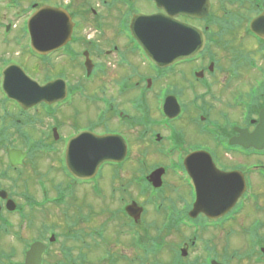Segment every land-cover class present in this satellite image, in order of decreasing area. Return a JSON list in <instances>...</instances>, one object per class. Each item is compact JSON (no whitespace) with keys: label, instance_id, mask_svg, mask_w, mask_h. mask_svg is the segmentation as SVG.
<instances>
[{"label":"flooded vegetation","instance_id":"obj_1","mask_svg":"<svg viewBox=\"0 0 264 264\" xmlns=\"http://www.w3.org/2000/svg\"><path fill=\"white\" fill-rule=\"evenodd\" d=\"M206 3L210 6L207 16L205 14ZM224 3H228V6L231 7L238 5L239 8L247 9V17L250 18V21L247 22L248 29L243 31V35L248 38V43H252L256 47L257 53L264 56V39L253 36L249 28L250 23L252 24L255 19H264V0H0V10L3 11L2 14L0 13V43L9 44L8 41L12 40V44L17 49V52L10 53L15 57L5 58L2 54L0 55V123H4L5 120L7 123L8 120L14 121L15 126H13L16 128L14 131L17 135L13 137L11 133H6L0 136V151L4 152L2 159H4L3 162L6 160L7 166L5 164L4 166L8 168V170L2 169L3 163L0 159V178L3 177L0 179V225L10 224L13 229L14 227L18 228L19 225L22 227H25L26 224L31 226L33 216L35 217L34 212L43 214L46 209L63 206L66 201H68L67 209L71 208L82 212L84 204L78 203L73 194L71 199H67L66 194L62 191L64 187L61 182L55 185L57 188L50 187L51 191L46 186V180L37 177L36 187H34L36 192L32 190L23 194V192H18L21 187L9 172L11 171L13 175L17 172L20 183L29 179V175L32 177V174L38 170L35 163L36 160L39 161V158L36 156L34 158L33 153L39 151L44 154L49 153L50 147H53L52 145L46 146L45 141L38 137L31 136V138L22 132L31 121L35 122L29 115L33 111L37 113L40 111L41 116L44 114L40 120L45 121V117H49L48 119L54 123L49 127L52 135L51 140L56 144L60 141L59 153H62L63 156L68 139L80 132H90L98 136H116L111 139L113 144L109 148L114 159L120 157L115 152L124 148L117 143V137H121L125 142L123 160L120 163H104L91 180L79 182L69 176L68 172H65L66 170L64 171L61 167V173L65 180L71 179L74 182L73 186L83 188L82 190L85 191L86 210L89 215L96 216L99 220L100 217H103L99 223L101 227L97 229L90 227V231L86 234L76 231L71 237L70 247L72 244H77L82 248L81 253L92 255L93 248L86 243L98 241L96 250L108 251L106 245L109 243L105 241L110 242V240L105 232H107L108 224L114 221L118 222L120 227L125 230L118 229L116 234L117 254L115 256L111 251L107 255L106 252L104 255V257L107 255L106 264H264V242H260L258 239L264 237L261 234V228H258L263 224L264 217H262L263 219L250 218L251 222L247 224L246 228H239L241 231L251 229V232L248 233L251 242L244 261L238 262V250H231L228 242V239L234 236L236 226H244L238 219L239 215L243 214V209L254 210L255 208L257 210L259 205V198H256L257 195L251 185V176L264 183V170L255 175L250 172V168L261 167L264 169V161H258L257 165H253L252 162L253 158L264 157V150L243 149L233 142L239 136L235 129H245L249 133L255 129L259 121L258 114L264 108V94L261 92L258 98L250 94V87L254 84L249 88L247 86L243 90L240 89L237 81L245 76L238 75V73L226 75L221 73V70L217 74L215 62H211L216 55L214 57L207 52L208 46L215 42L218 44L223 34L217 35L218 30L212 29L211 26L225 28L226 25L232 26L231 23L238 24L239 17H244L243 14L240 16L234 10L232 11L231 7H228L231 10H227ZM46 8L59 12L58 17L53 21L55 25L50 27L54 32L52 37L55 36L56 42L49 47L50 49L56 48L46 54H36L31 48L30 36L25 23L35 11ZM221 12L224 13L222 16L219 14ZM215 13L218 14V20L214 18ZM162 15L175 17L177 21L195 28L196 31L192 36L197 42L194 39L191 40V46H198L202 42V36L205 37L203 50L195 58L164 69L156 68L145 58L140 46L141 40L137 36L133 38L132 35L150 34L157 26V17ZM8 18L9 20L16 18L24 21L17 28L16 25L9 23ZM48 38L50 39V37ZM78 46H80L79 50ZM60 60L63 62H59ZM210 63H213V66ZM78 64L80 65L79 82L71 84V92L68 91L63 100L55 103H39L27 108L23 103L8 99L3 91L2 79L5 71L8 68L10 70L12 66L18 67L24 75L35 80L39 85H44L47 82L62 79L58 73L74 74ZM252 67L254 68V66ZM18 68L16 71L12 70L15 72L17 81L21 82L23 79L19 75ZM183 68L188 70H183ZM232 69H234L233 65ZM177 70L179 72L175 74ZM185 72L188 74L185 75ZM38 75L43 77L44 84L38 80ZM101 76L112 77V81L115 82V98L119 99L118 103L112 96L105 94L104 96H93L86 92L85 87L93 85ZM260 77L262 79L260 84L264 86V72H260ZM177 78L186 85L185 89L174 84ZM159 84L157 93L152 94L154 85ZM260 84L257 87H260ZM188 87L192 93L191 100L188 101L189 106L181 98ZM219 91H223L224 94L232 92L231 105H225L226 103L220 99ZM211 92L215 93V96L214 94L211 96ZM244 93L246 99H242ZM146 95L153 96L150 103L148 100L146 102ZM167 97H175L180 105V113L176 117L164 115L162 112L164 98ZM209 97L213 100L211 103L215 105H208L212 107V115L209 114L205 105ZM198 98L201 100V104L196 103ZM77 100L80 103H89L93 107V110L89 111L91 114L90 124L64 125L60 118L61 113L67 108H72L78 102ZM121 101L127 102L131 110L127 111L121 108L119 105ZM240 106H246L245 114L239 116V121L232 120L231 115L236 117L237 114L235 115L234 110ZM95 108H97L96 112H94ZM248 109H251L252 113L248 114ZM172 110L171 108L170 111ZM57 111H61L59 117ZM70 111L73 112L74 109ZM214 112L215 114H213ZM209 116L212 119L215 117V120ZM126 119H130L138 130L141 129L136 145L139 148L138 152L141 151L142 145L145 146L146 153L144 155L148 153L146 156L140 152L144 156L141 157L133 152L134 143L128 131V128L132 129L133 126L127 125ZM143 124L147 126L144 130H142ZM7 126L4 127V130L8 129ZM180 126L185 127L184 129L189 135L188 138ZM67 129L73 130L64 134ZM196 135L201 139L209 140L211 147L207 146L206 148L200 142H193L194 139L191 138H195ZM210 148L215 149L216 152ZM51 149L54 153L57 150L55 147ZM196 151H206L211 163L206 161L205 154H197L195 155L196 161L192 162L190 167L193 166L198 171H201L205 166V168H214L227 174L240 173V182L245 183V192L238 199L234 208L217 219L208 218L202 212L197 213L195 217L190 215L196 186L193 182L194 177H190L192 174L187 168L188 161L185 165L183 161ZM234 157L236 158L234 167L229 168L226 164L219 163L220 158L221 160L223 158L231 160ZM239 157L244 161L237 163ZM29 158L31 165H28ZM135 161H137L138 169L133 177L134 188L118 182L114 184L116 179L121 180L126 167H134L133 162ZM158 170L161 171V176L157 181L159 186L155 188L157 182H153L149 178L152 174L155 177L159 176L156 172ZM167 174L173 178L174 182L183 185L181 191L183 202L176 208L171 197L172 193L179 192V189L171 187L172 184ZM235 181L237 183V180ZM11 182L16 184V187L12 186ZM5 183H10L11 193L4 187ZM103 184H108V191H104ZM59 193H63L65 196L63 197ZM50 197L54 198L50 199ZM250 199L251 202H249ZM96 200L101 205L106 201L112 203L116 200L118 207L113 210L102 207L98 212H94L93 205ZM243 203L244 206H242ZM133 204L137 215L136 221L127 216L125 212L126 207ZM138 208H142L139 215L137 214ZM150 209H153L154 213L164 215L161 227L166 225L168 229L160 234H145L143 238L140 236L141 229L135 228L134 230L133 228L141 221L147 222V218H150ZM13 217H18V222H14ZM77 217H79V221L76 224L81 226L79 222L83 217L81 214ZM153 222L152 225H155L156 221L153 220ZM37 224L39 228L32 229L34 235L30 240L32 242L38 241L46 245L45 242L49 240L48 236L53 235L55 239L58 235H63L58 236L59 238L68 236L59 233L55 228L49 227L47 230V224L44 221L35 222L33 225ZM76 224L73 225L77 226ZM123 224H128L129 229L126 230ZM183 229L191 231L192 234H189V237L186 233L174 234ZM223 231L224 234H222ZM4 232L5 229H0L1 235L5 236ZM29 232L31 231L27 233ZM124 240L129 242L127 244L128 251L124 250L122 246V244H126ZM221 241H224L223 246L218 245ZM109 246L112 247V245ZM71 252L73 257L70 264H79L72 248ZM124 252H129L131 255ZM58 254L60 253L58 252ZM102 255L97 256L100 258ZM48 257L49 255L43 256L45 262Z\"/></svg>","mask_w":264,"mask_h":264},{"label":"rangeland","instance_id":"obj_2","mask_svg":"<svg viewBox=\"0 0 264 264\" xmlns=\"http://www.w3.org/2000/svg\"><path fill=\"white\" fill-rule=\"evenodd\" d=\"M224 5L227 6V10H231L230 8H228V7H231V6H228V3H224ZM231 8H232V11L234 10L240 16L243 14L244 17H239L240 22H238V24H236V23L232 24L231 23L232 26L226 25L225 28L211 26L212 29L215 28L218 30L216 33L217 35L219 33H223V34L222 35L219 34V35H221V37L219 39L218 44H217V42H215L214 44H210V46H208L207 52L209 54H211L212 56L216 55V58H215L216 66L215 67H216V73L217 74H218L219 70H221V73L226 74V75L227 74L228 75H231V74L236 75L238 73V75H243V77L245 76V78L241 77L240 80L237 81V85L240 87V89L243 90L247 86H248L247 88H249L252 84L256 83L259 80L260 72H264V56H262L260 53H257L256 47H254V45L252 43H248V38L243 35V31L248 29V23L247 22L250 21V18L247 17V15H248V13L246 12L247 9L243 8V7L239 8L238 5H237V7H231ZM0 9H1V6H0ZM2 12L0 10L1 14H2ZM1 14H0V16H1ZM219 14H221L220 16H222L224 13L221 12ZM9 18H8V20H9ZM214 18H215V20H218V18H219L218 14L215 13ZM22 21H24V20L22 19V20L16 21L13 18V20L12 19L9 20V23L11 22V24L16 25L18 28L22 25V23H21ZM86 25H87V23H86ZM216 25H219V24H216ZM8 43L9 44L0 43V55L2 54V56L5 58L11 57V56L15 57V55H12L10 53L14 52V51L17 52V49L12 44L13 43L12 40L8 41ZM77 49L79 50L80 46H78ZM24 62L27 64L26 60H24ZM59 62H63V61L60 60ZM249 63H251V65H249ZM232 65H233L234 69L231 70ZM252 66H254V68ZM77 68H79V69H77ZM76 70L77 71H75V73L72 75L67 74V73H61V74L58 73V74L62 77V80L65 84L71 85L73 83L79 82V73H80L79 72V70H80L79 64L77 65ZM183 70L187 71L188 69L183 68ZM178 72H179V70H177L175 72V74H177ZM184 74L187 75L188 72H185ZM43 75H45V74L43 73ZM164 78H166V77H164ZM42 79H43V77L41 75H38V80L40 82L42 81L41 84L42 83L44 84ZM112 80L113 79L111 76H101L99 79L97 78V80L95 81V83L93 85L85 87L87 89L86 92H88L89 95H93V96L94 95L95 96H104V94H105V95H108L110 97L112 96L115 98L116 97L115 92H114L115 82H113ZM221 83H222V81H221ZM174 84H176L177 87L184 88V89L186 86L185 84H182L178 80V78H177V80H175ZM159 87H160V84L157 86L154 85L152 94L157 93V90H159L158 89ZM262 92L264 93V91H262ZM218 93L220 94V99L226 103L225 105H227V104L231 105V98L233 95L232 92H230V93L228 92L229 95L224 94L223 91H219ZM212 94H214V96H215V93L211 92V96H212ZM242 95H243L242 99H246L245 93ZM152 97L153 96H151V95H146V102L148 100V102L150 103V100H152ZM190 97H192V93L190 91V88L188 87V90L184 92V96L181 98H182V101H184L185 104L188 105V101L191 100ZM117 100H119L118 97L116 99V103H118ZM212 101L213 100L209 97V99L205 103V105L207 107V111L209 112V114H211V112L213 111L212 107L208 106L210 104L214 105V103H211ZM196 103L201 104V100L198 98ZM119 105L121 108H123L127 111L131 110L130 105H128L127 102H125V101H121V104H119ZM146 107L148 108V105H146ZM200 107H201V105H200ZM71 109H74V111L71 112L70 111ZM91 109L93 110V107L89 103H80V101H78L74 104V106L72 108H67L66 111L64 110L62 113H61V111H57V113H58L57 116L59 117V115L61 113L60 118H61V121H63L64 125L67 124L69 126H82V125L90 124L91 114L89 113V111L91 112ZM144 109L146 110V108H144ZM96 111H97V108L94 109V112H96ZM234 112H235V115L236 114L237 115H236V117L231 115V119L239 121V116L241 114V111L238 109L237 110L235 109ZM213 114H215V112ZM43 115L41 116L40 111H39V113H37L36 111H33L32 114H30L29 116L31 117V120H35V122L31 121V123L28 125V127H25V129L22 132L24 133V135L26 133L28 137L32 136L33 138L34 137L40 138L42 141H45L46 146L52 145L53 147L57 148V150L54 153V152H52L53 150L51 149L53 147H50L49 153L47 152L44 154L41 151L34 152L33 157L35 158V156H36V158H39V161L36 160V163H35V164H37L38 170L32 174V177H31V175H29L30 178L25 179L21 183H20V180L17 178L19 176V174H17V172L16 173L14 172L15 173L14 175L11 171H9V172H10L11 176L15 178L18 185L21 187L18 190V192H23V194H27L28 192H30L32 190L36 192V188H34V187H36L35 180L37 179V177H42V179L47 181V182L45 181V183H46V186L49 190H51L50 187H55V185H57L61 182V185L64 187V189L62 191H63V193L66 194L67 199L70 196H72V194H73V197L75 196L77 198L78 203L84 204L83 209H82V212H78L77 210L71 209V208L67 209V204L64 206H61V207H56V208L50 207V208L46 209L45 213H43V214L40 212H34L33 215H35V217L33 216V218L35 219V221L32 218L33 221H32L31 226L26 224L25 227L23 226L22 229H20V230L17 227H14V229H11L13 232H16V234H17L16 237H13L11 234L9 236H3L0 234V251L2 252V256H1L0 261L4 262V263H6V261L11 262V263L12 262H14V263L19 262L20 263L21 260H23V254H22L21 249H23L25 244L29 243L30 240H32L31 238H33V236H34L32 234V229H38L39 228L38 224L33 225L35 222L41 223L44 221L45 224H47L46 225L47 230L49 227L52 229L55 228V229H57V231L59 233L67 234L70 236L71 233H69V230L71 229V226L73 224H76L79 221L78 220L79 217H77V216L81 214V216L83 217L82 221L79 222V223H81V226H78L76 224L77 226H75V228H74V230H76L78 233L82 234V232L84 230V233L86 234L90 231V227L95 228V229L101 227V225L99 223L103 217H100V220H99V218L96 216L95 217L90 216L88 213V210H86V205H87L86 197L87 196L85 194V191L82 190L83 188H78L76 186H73L72 183H74V182L71 179L65 180V177L62 176L61 167L64 164H63V155H62V153H59L61 143H59L60 142L59 141L56 144L51 140L52 135H51V132L49 131V127L51 125H53L54 123L48 119L49 117L48 118L45 117V121L40 120L43 117ZM141 115L146 116L145 114H141ZM204 115H205V109H204ZM210 118L212 119V117H210ZM212 120H215V117H213ZM4 123H0V136H1V134L11 133L12 134L11 136L16 137L17 135L14 131V130H16V128H14L15 122L14 121L11 122L10 120H8V123H7V121L5 120ZM125 123L127 125L133 126L132 129L128 128V131L131 134L130 138H131V140L133 139L132 142L134 143V145H133L134 151L133 152L135 154L137 153V155H139L141 157L146 156L148 153L146 155H144L146 153L145 146L144 145L141 146L140 152L142 155H144V156H142L140 154V152H138L139 148H137L138 146L136 145V143L138 141L137 140L138 133L140 132L141 129L138 130L135 127V124L132 121H130V119H128V120L126 119ZM5 126L8 127L7 130H4ZM93 126L96 127L97 125H93ZM99 126L102 127L103 125H99ZM146 127L147 126L145 124H143L142 130H144ZM184 128H185L184 126H180V129L183 132L185 131V135L188 138L189 137L188 132H186V129H184ZM72 130L73 129H67V131L66 130L64 131L65 132L64 134H66L68 131H72ZM8 138H11V137H8ZM191 139H194L193 142H197V143L200 142V144H202L206 148H207V146L211 147L210 141L207 140L206 138L201 139L199 136L197 137V135H196L195 138H191ZM212 151L216 152L215 149ZM2 155H4V152L0 151V159H2ZM237 160H238L237 163H241V161H244L243 159H240V157ZM3 161H4V159L1 160V162L3 163V165L1 166L2 169L8 170V168H6V166H7L6 160H5V162H3ZM235 161H236L235 157L232 158L231 160H227L226 158H223L221 160V158H220L219 163L226 164V166L231 168V167H234ZM258 161H264V157H262V158L259 157L258 159L257 158L252 159L253 163H257ZM28 162H29L28 165H31L30 158H29ZM133 163H134V167H128V168L126 167L124 172H123V176H122L121 180L116 179V182H114V184H116L118 182L119 184H123L125 186L127 185V186H130V188H134V183H132V182L134 179L133 178L134 175L137 173L138 167H137V161H135ZM4 164L6 166H4ZM31 168H32V166L30 167V169ZM27 173H29V172H27ZM167 175H168V179L171 181V184H172L171 187L179 189L178 190L179 192L172 193V197H171L174 201V207L176 208L183 202L181 200V191H182L183 185L177 184V182H174L173 178L169 174H167ZM1 178H3V177H1ZM5 179H2V180H5ZM11 183L13 184V182H11ZM251 185L254 188V193L257 195L256 197L259 198V200H258L259 205L257 207L258 208L257 210L255 208H254V210H252L251 208H248V209L245 208L243 214H241L238 217L239 221H241L245 225V228H246L247 224H249L251 222V221H249L250 218L263 219L262 217H264V183L262 181L258 180V178L251 176ZM12 186L16 187V184H13ZM107 186H108V184H103L102 187H104V191H108ZM4 187H6V189L9 190L11 193L10 183L9 184L5 183ZM166 187H167V185H166ZM55 188H57V187H55ZM53 191H56V190H53ZM52 194H54V193H52ZM36 196H37V194H36ZM186 196H187V194H186ZM134 197H136V196H134ZM109 198H111V197L109 196ZM114 201L115 202H112V203L110 201H106L102 205L100 203L98 204V200L94 201V203H95V205H93L95 208L94 212H98V210L102 207H108L110 210L116 209L118 207V205L116 203V200H114ZM165 211H167V210H165ZM112 212H114V211H112ZM17 218L18 217H13L14 222H18ZM163 218H164V215L162 213H154V210L150 209V218H147V222H143V221L139 222L138 221L139 223H137L133 229L135 230V228H140L141 229L140 236H142L143 238H144L145 234H154V233L160 234L159 231L161 230V225H162L161 222L163 221ZM96 220H97V222H95ZM153 220L156 221L155 225H152V223H154ZM123 225L126 228V230L129 229L128 224H123ZM148 225L152 226V227L150 228ZM258 228H261V232H262L261 234L264 235V222ZM81 229H83V230L80 231ZM85 229H87V230H85ZM118 229L125 230V229H122L120 227L118 222L111 221L108 224V227H106L107 232H105L109 236V240H110V242L108 240L105 241V242L109 243L106 246L110 252L112 251L115 254V256H116L117 251H118L117 250L118 244H117V239H116V237H117L116 234L118 233ZM28 231H31V232L27 233ZM184 233L188 234L187 237H189V234H192L191 231H186V230L184 231V229L180 230L179 232H175L174 234L178 235V234H184ZM222 234H224V231L222 232ZM58 236L61 237L63 235H58ZM243 237H244L243 233L241 232L239 227L236 226V232H235L234 236H232L230 239H228V242L230 243V247H231L230 249L231 250H238L239 255L244 257L246 254V251L244 250L245 245H244ZM60 239H61L63 244L66 243V245H69L68 244L69 241L68 242L64 241L67 238L62 237ZM125 239H128V238L125 237ZM258 239L260 242H264V237L263 238L261 237ZM124 241L126 242V244H124V245L122 244V246L124 247V250L128 251L129 247L127 246V244H129V242L127 240H124ZM86 244H88L91 248H93L92 255L87 254L88 257L86 255V253H81L82 252L81 246H79L77 244H72L71 248L73 249V252H74L76 258H79L84 262L87 258V261L83 264H99V260H98L99 258L97 255L103 254L102 256H100L101 259L103 258L102 263H100V264H106L107 260H106V257H104L106 252L96 250L97 249L96 246L98 244V241H91V242H88ZM109 245H112V247H110ZM218 245L223 246L224 241H221L220 244H218ZM58 248H59V245H53L52 246V249H51L52 250L51 251L52 257H51V259L46 260V264H53V263H57L58 261H62V260L69 262L70 258H66V257L64 258L62 256H56L55 255V252H56V254L58 252ZM10 251L14 254L13 258L6 257V255H8L9 254L8 252H10ZM124 253H126L127 255H131L129 252H124ZM6 258H7V260H6ZM245 261H248V260H245ZM246 264H248V263H246Z\"/></svg>","mask_w":264,"mask_h":264},{"label":"water","instance_id":"obj_3","mask_svg":"<svg viewBox=\"0 0 264 264\" xmlns=\"http://www.w3.org/2000/svg\"><path fill=\"white\" fill-rule=\"evenodd\" d=\"M57 15V12L43 10L30 21L29 28L35 39V46H33L35 50L44 51L45 47H49L56 42L55 36L52 37L54 32L50 27L55 25L53 21ZM170 19L162 18L161 21L157 22L154 32L149 37L143 34L136 35L141 40L145 50H147L149 57L159 66H163L167 61L172 63L183 56L193 55L198 50V46L192 48L186 45L187 42L194 39L192 36L193 30L180 26L176 22L174 23L172 18ZM259 20L263 21L262 18ZM256 28L262 31L264 23L257 22ZM194 41L197 42L196 39ZM12 69L16 71L17 67H11L10 70L7 69L4 75L7 93L20 104H25L24 106H27V108L41 101L50 103L63 98L64 90L60 82L49 83L40 87L34 81L25 77L19 68L18 72L23 80L18 82ZM57 86L60 87L59 90H57ZM262 115L261 123L257 126L254 133L245 136L241 140L242 147L263 148L264 113ZM86 139L88 142H85L87 141ZM70 145V153L66 158V165L68 171L76 178H82L81 176H88L90 173L95 172L100 163L112 156L111 153L108 154L106 150L107 144L103 138L80 136L78 140H74ZM84 147H88L87 153L83 151ZM115 153L117 156L121 155L119 152ZM187 161V168H189L188 170L194 177L198 190V203L195 205L193 212L195 214L202 212L207 217L213 218L221 216L233 206L242 192L243 188L241 187L243 185L240 181V184L237 185L233 176L220 174L212 168L201 166L202 170L198 171L197 168L190 167V164L196 161L195 158ZM44 252V247L38 244L32 245L26 254L25 264H40L39 259Z\"/></svg>","mask_w":264,"mask_h":264}]
</instances>
